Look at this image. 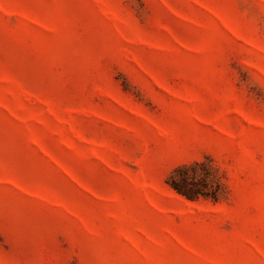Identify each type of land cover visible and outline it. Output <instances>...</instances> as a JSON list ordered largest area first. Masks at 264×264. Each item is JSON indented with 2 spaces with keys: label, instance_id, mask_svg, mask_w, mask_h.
<instances>
[{
  "label": "rangeland",
  "instance_id": "374dc122",
  "mask_svg": "<svg viewBox=\"0 0 264 264\" xmlns=\"http://www.w3.org/2000/svg\"><path fill=\"white\" fill-rule=\"evenodd\" d=\"M0 264H264V0H0Z\"/></svg>",
  "mask_w": 264,
  "mask_h": 264
},
{
  "label": "trees",
  "instance_id": "16d2710c",
  "mask_svg": "<svg viewBox=\"0 0 264 264\" xmlns=\"http://www.w3.org/2000/svg\"><path fill=\"white\" fill-rule=\"evenodd\" d=\"M166 182L175 192L192 201L204 198L219 202L228 196L224 173L210 157L177 166Z\"/></svg>",
  "mask_w": 264,
  "mask_h": 264
}]
</instances>
